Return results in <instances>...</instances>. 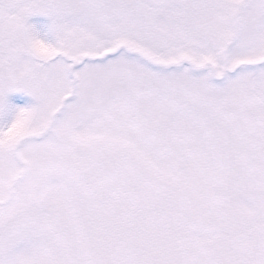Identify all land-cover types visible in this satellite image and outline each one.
<instances>
[{
    "label": "snow or ice",
    "instance_id": "obj_1",
    "mask_svg": "<svg viewBox=\"0 0 264 264\" xmlns=\"http://www.w3.org/2000/svg\"><path fill=\"white\" fill-rule=\"evenodd\" d=\"M0 264H264V0H0Z\"/></svg>",
    "mask_w": 264,
    "mask_h": 264
}]
</instances>
